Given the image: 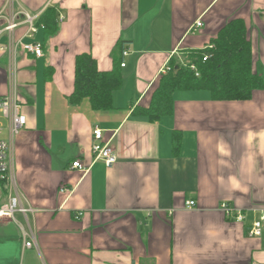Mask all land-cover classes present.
<instances>
[{
    "label": "crops",
    "instance_id": "obj_1",
    "mask_svg": "<svg viewBox=\"0 0 264 264\" xmlns=\"http://www.w3.org/2000/svg\"><path fill=\"white\" fill-rule=\"evenodd\" d=\"M49 8L55 34L14 31L41 44V57L1 50L10 16L37 24ZM234 19L245 21L264 74V0H0V97L15 92L27 120L14 140L17 188L0 182V207L17 196L33 209L0 220V264H264V229L249 235L264 212V91L248 101L177 92L172 115L153 123L133 114L149 106L172 58L206 47ZM120 42L124 85L113 109L73 105L77 56L108 72ZM96 128L116 152L110 168L94 159ZM76 160L89 170L72 169ZM224 203L245 220L228 218Z\"/></svg>",
    "mask_w": 264,
    "mask_h": 264
},
{
    "label": "trees",
    "instance_id": "obj_2",
    "mask_svg": "<svg viewBox=\"0 0 264 264\" xmlns=\"http://www.w3.org/2000/svg\"><path fill=\"white\" fill-rule=\"evenodd\" d=\"M57 18L56 9L49 8L36 25L44 26L46 35H53L58 30ZM124 52V43H118L113 69L108 72L100 71L90 54L77 56L70 102L79 105L87 100L95 112L112 110L114 94L124 85ZM169 64L171 71L161 76L149 106L135 107L134 115L153 123L172 115L177 92L204 91L214 101H248L255 91H264V74L255 67L256 59L243 19L229 21L206 47L189 51L180 61L172 58ZM173 142L178 148L177 137Z\"/></svg>",
    "mask_w": 264,
    "mask_h": 264
},
{
    "label": "built area",
    "instance_id": "obj_3",
    "mask_svg": "<svg viewBox=\"0 0 264 264\" xmlns=\"http://www.w3.org/2000/svg\"><path fill=\"white\" fill-rule=\"evenodd\" d=\"M62 20V18H61ZM22 24L28 25V32L26 33V37H34L35 33L38 30V27L35 24V18L26 14L24 12L12 15L7 19V26L5 30H7L8 34V45L6 48H1V50L7 49L10 53V56H15V52L18 46H20L24 51L31 53L37 57H41L43 55V48L42 45L37 44H26L23 43V39L16 41L14 38V31L20 27ZM202 22L201 20L197 21L196 27H201ZM44 28V26H41ZM3 32H0V35ZM127 52H124L126 55ZM171 59V58H170ZM207 58H204L206 61ZM125 64H122L124 67ZM193 69H195L192 66ZM171 71V67L169 63H167L160 71L159 75L162 76L167 74ZM13 89V87H12ZM21 103L19 102L18 98L16 97L15 92H11L9 95L4 97H0V182H7L11 189L13 190L15 187L17 188L16 178H15V163H14V155H13V148H14V140L19 135L20 131L24 129L26 126L27 120L26 117L22 114L21 111ZM1 118H4L8 122V138H2L3 132V124L1 122ZM93 139L94 143L92 146V152L94 155V159L96 161L103 162L108 168L112 167L117 162L116 152L114 147L111 144V141H104V132L103 130L96 128L93 132ZM72 169L79 170L82 172H87L89 168L85 167V165L80 161L76 160L72 163ZM61 192H66L65 188L61 189ZM16 196V195H15ZM188 208H193L195 206L194 201H188L186 203ZM220 209L225 213V215L230 218L231 220L237 222H243L245 220V216L242 212L236 211L230 208L227 204H222ZM33 209L30 207H25L19 200V198L13 197L9 200L7 204H4L0 207V220H10L15 221L17 214L27 215L28 213H32ZM77 216V218H79ZM264 229V212L261 213L259 218L253 223L249 235L251 237H259L262 234ZM24 244L26 248L33 247V241H28V236L23 234ZM30 236V235H29Z\"/></svg>",
    "mask_w": 264,
    "mask_h": 264
},
{
    "label": "rangeland",
    "instance_id": "obj_4",
    "mask_svg": "<svg viewBox=\"0 0 264 264\" xmlns=\"http://www.w3.org/2000/svg\"><path fill=\"white\" fill-rule=\"evenodd\" d=\"M1 36V35H0ZM1 46V43H0ZM1 122H3L5 125L7 124L6 120L4 118H1ZM23 215V214H22Z\"/></svg>",
    "mask_w": 264,
    "mask_h": 264
}]
</instances>
